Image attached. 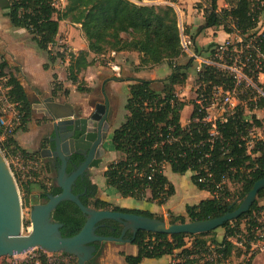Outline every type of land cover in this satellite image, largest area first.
<instances>
[{
  "label": "trees",
  "instance_id": "16d2710c",
  "mask_svg": "<svg viewBox=\"0 0 264 264\" xmlns=\"http://www.w3.org/2000/svg\"><path fill=\"white\" fill-rule=\"evenodd\" d=\"M57 1L4 0L12 26L25 29L38 48L47 54L50 64L58 60L66 62L68 59L64 52L52 53V47L57 44L60 33V22L70 20L81 25L88 50L69 53L67 68L68 79L77 86L79 92L91 90L83 87L80 80V74L92 64L90 52L101 55L136 51L140 55V69L164 62H168L172 68L170 76L162 80L161 88L156 86L155 80L140 78L134 79L129 85L126 115L114 129L112 136V148L119 157L110 162L104 171L107 186L117 190L124 198L162 206L176 193L174 184L165 174L166 166H170L175 173H191L196 187L212 194V198L187 205L186 216L169 212L171 223H184L186 218L190 221L207 220L235 210L254 184L264 178V138L253 136L254 130L264 127V124L256 115L247 118L245 109L238 106L235 114L225 122L218 121L217 129L214 130L211 123L205 121L206 113L195 100L188 102L178 95L176 87L186 84L193 59L185 65L176 64L183 55V50L175 8L171 5L142 6L132 0H66L67 4L61 9ZM205 1L207 6L203 8L202 3H198L196 8L203 9L206 27H222L227 33L238 32L243 36L257 28L264 12V0H225L228 7L223 9H219V0ZM260 39L264 54V32ZM196 48L199 49L197 46ZM7 66V61L0 64V77L7 76ZM49 67V64H45V69ZM261 72L264 73V67ZM53 77L57 79L56 74ZM199 83L197 94L203 88L206 93L213 85L231 81L225 79L215 68L207 67L199 74ZM7 87L10 100L20 103L22 124L18 130L26 131L32 115L31 102L14 74H10ZM64 92L68 96L69 90L65 89ZM189 104L193 105L190 123L183 126L182 111ZM256 106L264 108V97L258 100ZM0 147L7 158L19 152L28 155L18 146L14 137L0 141ZM32 156L41 158L39 152ZM82 161L81 155H72L68 172L73 171L74 164ZM43 163L50 174L57 171L49 162L44 160ZM15 177L25 199L32 192V182L38 184L43 200L61 192L53 176L47 182L45 178L23 181L17 173ZM228 181L239 184L240 190L236 197L229 189ZM73 192L80 195L82 202L93 209H109L163 219V216L149 210L124 208L98 198V186L90 177H79L73 186ZM263 199L264 189L258 193L248 212L222 226L225 229L222 239L217 238L215 231L194 235L139 231L132 240V244L138 247V254L127 255L121 252L120 255L127 264H141L144 259H161L164 256H171L175 260L174 264H197L207 253L215 252L219 257L217 263H221L235 252L242 254L245 250L252 252L251 262L257 254L252 244L264 241L260 231L264 228L260 220L261 217L264 218V204H261ZM53 216L63 224L61 231L65 237L79 233L86 222V216L80 208L69 200L63 201L55 209ZM122 229L123 226L118 222L104 220L96 233L119 237ZM132 237L131 231L125 235L126 239ZM188 238L192 239L191 245L187 243ZM95 245L97 258L102 255L103 244L97 242ZM63 255L72 257L65 253ZM19 264L78 263L74 260L69 263L62 260L52 262L42 251L39 258Z\"/></svg>",
  "mask_w": 264,
  "mask_h": 264
},
{
  "label": "water",
  "instance_id": "95a60500",
  "mask_svg": "<svg viewBox=\"0 0 264 264\" xmlns=\"http://www.w3.org/2000/svg\"><path fill=\"white\" fill-rule=\"evenodd\" d=\"M45 115L53 120L55 140L53 147H41L44 159L56 158V184L61 192L49 195L43 200L41 194L31 195L32 209L30 220L32 230L23 234L21 191L10 165L0 147V258L22 255L40 248L49 253H65L78 258L79 264H95L97 252L95 243L115 242L118 245L132 243L139 231L160 234H201L214 231L226 222L235 220L248 212L253 206L258 193L264 189V178L258 180L248 192L245 199L233 211L221 216L202 221L171 223L164 219L148 217L136 213L115 210H97L86 206L80 195L73 192V186L79 177L90 174L92 168L98 167L106 156L105 142L111 129L109 102L97 104L95 112L89 117H77V111L68 102H57L53 98L46 100ZM99 114V115H98ZM82 133L75 139L73 135ZM73 154H80L84 161L72 172H68V161ZM72 201L86 216L83 228L74 236L62 234L63 224L54 219L55 209L63 201ZM104 220H113L123 226L119 237L102 236L96 233ZM128 231L133 233L126 239Z\"/></svg>",
  "mask_w": 264,
  "mask_h": 264
},
{
  "label": "rangeland",
  "instance_id": "374dc122",
  "mask_svg": "<svg viewBox=\"0 0 264 264\" xmlns=\"http://www.w3.org/2000/svg\"><path fill=\"white\" fill-rule=\"evenodd\" d=\"M198 3H202L203 8L207 6L205 0H201ZM4 4H3L4 6H2V9L0 7V64L3 61H7L8 66L5 69V73H7V76L0 77V97L3 96V94L6 91L7 82L10 78V74H14L19 79L21 84L23 85L24 90L25 92H27V95L30 99V102L32 105L31 120L33 119V116L35 117L43 116V113L35 112L34 105L40 104L42 100H45L49 97H52L56 100L66 99L67 101L71 102L74 105H78L80 101H86L87 105L84 108L78 109L77 117H80V116L89 117L95 108L92 106H95L97 104L105 105V100H107L109 102L108 112H109V120H110L111 126L114 124L115 118L117 116L122 117V115L126 114L125 103H126V98L128 96L127 89L129 85L127 84V80L129 79L130 76L129 74L125 72L126 70H124V66H122V64L120 63L119 58L117 59V57H112V56H109L108 54L100 57L101 66H102L100 73L102 74L98 75L95 72L93 73L95 74V76H93L94 77V89H91L89 92H79L77 90L78 93L76 94V96L71 95L70 97H68L65 95L64 85L68 84L71 86V89H75L72 82L69 81V79L67 78V73H68L67 68L69 67V65L66 66V68L60 67V76L62 75L61 76L62 79H59L60 77L59 75L57 76V79H54L53 70L50 69V67L49 69H45V63H42V61L45 60V57H47V54L44 51H42L40 48H38L36 43L32 40V36L25 29H20V28H16L12 26V24L9 21L8 15L6 16V14L8 13L7 3L4 2ZM66 4H67L66 0L57 1V5L61 9H63ZM168 4L169 5L173 4V1L166 0V3L161 5V7L166 6ZM63 29H67L66 31L69 30L70 35L74 37L75 39L80 38L79 29L81 28L79 26L69 23V25L66 27L63 24ZM219 30H222V29H219ZM263 32H264V12L260 17V22L257 28L245 34L243 38L246 39L247 37H250L252 35H258ZM214 35L216 36V34H210V37H211L210 42L209 43L207 42L208 44H204L205 42H204V33H203L202 48H199L198 50L197 48H195L197 55L204 56V57L210 55L216 43L218 41L220 42L223 39V37H226L225 34H222L221 35L222 38L215 39ZM237 39L238 37L235 36L231 41L236 42ZM210 44H212V46H210ZM58 51L64 52L66 56L68 57L67 60H69L68 54L71 52H74L73 47L71 45L63 43V42H59L52 47V53L55 54ZM190 60H191L190 56H184L183 58L179 59L176 64L185 65L189 63ZM47 61L48 63H50L48 58H47ZM111 61L117 63L120 66L121 71L119 73L112 69V67L109 64ZM192 62L193 63L188 70L189 77H188L186 84L182 86H177L176 88L177 93L188 102H192L196 99L197 92L200 89V83H199L200 72L198 71L199 62L197 60L192 61ZM56 63H58L59 66L65 65L64 62H62L61 60H58ZM150 68L152 69L154 68V66L147 67L145 68V70L150 69ZM170 70L172 71V68L170 67L169 63L164 62V64H162L161 70L158 73L160 79H165L166 73H169ZM101 75H103V77H101ZM141 76H147V74L143 73L141 74ZM258 79H259L258 84L264 85V73H262V75H259ZM80 80L82 82L81 85L86 88L88 83L82 77L80 78ZM132 82L133 81H131V83ZM162 83H163L162 80H160V82L158 81L156 83L157 84L156 86L158 88H161ZM259 95L264 96V87H261L260 85H259V91H249L247 94L239 95L241 97L239 98L241 100L242 107L245 109V115L247 118H250L253 114H256L257 116L261 117V119L264 122V108H258V107L256 108L255 102L252 101V99H258ZM251 107L253 108L250 109ZM189 112H190V108H188L183 113L184 119L187 118ZM50 119L52 118L49 116V119L44 118L43 120L46 122V121H51ZM38 120H42V119L37 118V121ZM123 120H124V117L120 120H117L113 128H111L109 131V134L106 139L107 142H105L106 156L104 157L103 162L98 167L92 168L90 170V176L91 177L93 176L96 182L100 181L101 176L103 180L105 181V177L103 175V168L105 164H107V162L110 161V159L115 158V156L111 154V148H110L112 134H113L114 129ZM187 122L188 123L190 122V116L188 117ZM37 125L39 126L40 124L37 123ZM254 131L256 134H259V133H262L264 129H255ZM0 141H3L1 138V133H0ZM252 145L253 144L251 143V146ZM6 159L8 161V164L10 165L12 172L19 174L23 181H27L28 179L26 178L25 173L21 170L17 160L15 159V155H9V158L6 157ZM41 172H42L40 173L41 178L39 180L45 178V182H47V179H49L50 176H53L56 179L57 172H53L52 174H50L47 171V168L44 163H42ZM169 173H172V172H169ZM227 185L229 189L231 190V192H233L234 196L236 197V195L239 194V190H240L239 184L231 183L228 181ZM34 193H36V188H32L31 194L25 199L24 194L21 191L23 234L24 235L29 234L32 230L30 213L32 209L31 195ZM189 197L197 198L196 196L192 194L191 195L189 194ZM193 200L197 201L198 199H192L191 202H194ZM261 204H264V199L261 200ZM169 212L170 210L166 212L162 211L156 214L163 216L164 220L171 222V216ZM260 220L262 221L263 227H264V218L261 217ZM186 222H190V219L186 218ZM214 231L218 239H222L223 236L225 235V229L222 227ZM260 231H262L261 233H262V236L264 237V228ZM260 231H258L257 233L259 234ZM187 243L188 245H191L192 239L188 238ZM123 246L124 245H118L115 242H108L106 244H103V250L108 249L112 254H110V257L108 256L106 259L104 257V254L97 258H94V263L95 264H112L111 257H113V254H114L117 259L116 264H121V263L126 264L122 258L120 260L118 259L119 257L117 256V254L119 253L118 252L119 249H121ZM253 249H255L257 254L251 260V262H250V256L252 252H246L244 250L242 254H239V252L237 253L235 252V254H233L226 261H223L221 263H215V264H264V241H260L257 244H255L253 246ZM42 251L45 252L50 257V260L52 262L62 260L65 263H69L71 260H74L76 261V263H78V258L75 256L70 255L72 257H69V256H64L63 253H49L40 248H36L26 254L16 255L12 257H9V256L1 257L0 264H19L24 261H31L34 258L35 259L39 258ZM171 262L172 264H174L173 258ZM152 264H157V263L152 262ZM197 264H205V263L201 259L200 262H198Z\"/></svg>",
  "mask_w": 264,
  "mask_h": 264
},
{
  "label": "crops",
  "instance_id": "0c3cea01",
  "mask_svg": "<svg viewBox=\"0 0 264 264\" xmlns=\"http://www.w3.org/2000/svg\"><path fill=\"white\" fill-rule=\"evenodd\" d=\"M200 1L201 0H176V2H173V4H171V5H173V7L175 8V10L178 14V20H179L180 27H181V25H188L189 26L190 34L192 35V38L194 40L195 48H196V46L199 48H202V46H203V41H202L203 33H204V42H205L204 44H208L210 42V40H211L210 34H216V36L214 35L215 39L222 38L221 35L225 34L226 37H223V39H222L223 41H225L229 38H234L235 32L234 33H227L226 31L223 30V28H219V29H222V30H219V29L213 28V27H206V19L204 17L203 9L196 8L197 3ZM0 2H1L0 7L2 9V6L5 5L4 0H0ZM218 6H219V9H223V8H227L228 4L226 3L225 0H219ZM7 15L8 14H6V16ZM69 23L74 24L70 20H63L60 22V33L57 37V43L63 42V43L71 45L73 47V50L75 53H77L78 51H81V50H88V44H87V41L83 35L82 29H79V32H80V38L79 39H75L74 37H72L70 35L69 30L66 31L67 29H63V24L67 27L69 25ZM75 25H77L81 28V25H79V24H75ZM123 36L125 38L127 37V35H125V34H123ZM222 40L220 42L218 41L216 44L223 42ZM210 45H212V44H210ZM107 54L109 56H112V57H117V59L119 58L120 63L122 64V66H124V70H126L125 72L127 74H129V76H130L129 79L127 80V84H129V85L131 84V81H133L134 79H139V78L140 79L155 80L156 82H158L160 80H165L172 73V71L170 70L169 73H166L165 79H160L158 73L161 70L162 64H164V63L156 65L152 69L151 68L146 69V70H145V68L140 69L139 68L140 55L136 51H122V52H117L115 54H113L112 52H108ZM107 54L97 55V54L92 53V52H90V54H89V59L92 61V64L80 74V77L84 78V80L88 83L87 87H89L90 89H94V77L93 76H95V74H93V73L95 72L98 75L102 74V73H100L101 72L100 70L102 68L100 57L105 56ZM184 56H188V55L183 53V55L179 59L183 58ZM193 61H195V60L193 59ZM42 63L49 64L50 69L53 70V75L56 74L57 76L58 75L60 76V67L66 68V66L69 65V60H66V62H64V64H65L64 66H59L58 63H54V64L48 63L47 57H45V60H43ZM143 73H146L147 76H141V74H143ZM61 76L59 77V79H62ZM133 76H134V78H133ZM101 77H103V75H101ZM67 78H68V73H67ZM73 85H74L75 89H71V86L68 84L64 85V90L65 89L69 90L68 97H70L71 95L76 96V94L78 93L76 85L75 84H73ZM129 85H128V89H127L128 93H129ZM26 94H27V92H26ZM47 99L42 100V102L40 104L34 105L35 112H37V113L41 112V113H43V116L42 117L33 116V119L30 120L28 125H27V130L26 131L18 130L14 136L18 146L21 149L25 150L28 153V155H32L35 152L40 153L41 147H50L49 143H51V142L55 143V140L51 139V138L55 137V131H54V128L52 125L53 124L52 119H50L51 121H46V122L43 120L44 118L49 119V116L45 115V112H44V110L47 109V107H46V100ZM54 100L57 102L67 101L66 99H64V100L54 99ZM126 100H127V98H126ZM106 101L107 100H105V103H106ZM69 103L75 108L76 111H78V109H80V108H84L87 105L86 101H80L78 103V105H74L71 102H69ZM188 108H190V112L188 113L187 118L184 119L183 113ZM192 111H193V105L192 104L187 105L184 108V110L182 111L181 122H182L183 126H187L190 123V122L188 123L187 121H188V117L191 116ZM125 115H122V117L117 116L115 118L114 124L117 120H120L123 117L125 118ZM253 115H256V114H253ZM82 117H84V116H82ZM37 118L42 119V120L37 121ZM257 118L262 120L261 117H259V116H257ZM37 123H39L40 125L38 126ZM114 124L111 126V128H113ZM263 124H264V122H263ZM256 129H264V127L256 128ZM112 136H113V134H112ZM253 136L258 137V138H264V131L262 133H259V134H256L254 131ZM111 143H112V139H111ZM111 154L113 156H115V158L110 159V161L107 162V164H105V166L103 168V175H104V171L106 169V166L110 162L117 160V158L119 157L118 153L113 148H111ZM40 155H41V153H40ZM41 158H42L43 162H44V160L46 162L49 161V159H44L42 156H41ZM169 172H172V173H169ZM165 174L167 175L169 180L174 184V186L176 188V193L168 200V202L165 205H162V206H159L155 203H148L146 201L135 200L132 198H124L120 195V193L117 192V190H115L114 188L108 187L107 183H106V179L104 181L102 176H101V179L99 182H96L94 180L93 176L92 177L90 176V178H91L92 182L98 186V193H97L98 198L109 201L110 203L117 205V206H120V207L130 208V209L149 210L155 214L162 212V211L166 212V211L170 210V212L174 213L175 215L186 216L187 205L198 204L202 200L212 198V194L210 192H208L206 190H200L196 187V185L192 181V177H191L192 174L191 173L178 174V173L173 172L171 170L170 166H166ZM31 188H36V193L40 194L41 190L38 188V184H35L34 182H32ZM189 194L190 195L192 194V195L196 196L197 198L189 197ZM192 199H198V200L197 201L193 200L194 202H191ZM123 245L124 246L121 249H119V251H118L119 252L118 253L119 255L117 254V256L119 257L118 259L121 260V258H122L125 261L124 257H122L120 255L121 252H124L127 255H137L138 254V247L136 245H134L132 243H126ZM103 252H102V255L104 254L105 259L108 256L110 257V254H112L108 249L103 250ZM111 258H112V264H116L117 259H116L114 254H113V257H111ZM171 261H172L171 256H164L161 259H144L141 264H152V262H156L157 264H172ZM125 263H126V261H125ZM121 264H124V263H121Z\"/></svg>",
  "mask_w": 264,
  "mask_h": 264
},
{
  "label": "built area",
  "instance_id": "2783aa9c",
  "mask_svg": "<svg viewBox=\"0 0 264 264\" xmlns=\"http://www.w3.org/2000/svg\"><path fill=\"white\" fill-rule=\"evenodd\" d=\"M132 1L142 6H161L166 3V0ZM180 33L183 53L199 62L198 71L200 73L207 67H212L222 73L225 79L231 81V83L223 85H213L211 90L206 93L203 89L195 99L200 109L206 113L205 121L211 123L212 128L215 130L218 121H227L235 114L237 107L242 106L239 95L247 94L249 91H259L258 77L262 75L261 71L264 67L261 34L252 35L245 39L243 35L235 32V36L238 37L236 42L231 41L233 38H229L218 43L210 55L204 57L197 55L195 51V44L189 26L181 25ZM109 64L114 71L118 73L121 71L117 63L110 62ZM8 91L9 87H6L5 93L0 97V133L3 141L9 137H14L22 124L20 103L12 102ZM261 97L264 96L259 95L258 99H252L256 108V103ZM15 159H17L28 180L37 181L41 178L42 158L23 155L19 152L15 155ZM218 258V255L212 252L204 254L200 260L202 259L205 264H215ZM173 261L175 263V260Z\"/></svg>",
  "mask_w": 264,
  "mask_h": 264
},
{
  "label": "flooded vegetation",
  "instance_id": "af4514ba",
  "mask_svg": "<svg viewBox=\"0 0 264 264\" xmlns=\"http://www.w3.org/2000/svg\"><path fill=\"white\" fill-rule=\"evenodd\" d=\"M97 105H95V106H92V107H96ZM95 112V108H94V111L92 112V113H94ZM92 115V114H91ZM99 115V114H98ZM108 119H109V117H108ZM82 135V133H77V134H75V135H73V138H75V139H77V138H79L80 136ZM50 145V147H53L54 145H55V143L54 142H51V143H49ZM74 155V154H73ZM78 155H80V154H78ZM82 156V155H81ZM72 157V156H71ZM83 157V156H82ZM70 160H71V158L69 159V161H68V167H69V162H70ZM83 161H84V157H83ZM82 161V162H83ZM56 170H57V167L59 166V160L58 159H56V158H51V159H49V161H48ZM81 162V163H82ZM80 163V164H81ZM80 164H74L73 165V170L74 169H76ZM84 177H90V174H85V175H83ZM82 176V177H83Z\"/></svg>",
  "mask_w": 264,
  "mask_h": 264
},
{
  "label": "bare ground",
  "instance_id": "6f19581e",
  "mask_svg": "<svg viewBox=\"0 0 264 264\" xmlns=\"http://www.w3.org/2000/svg\"><path fill=\"white\" fill-rule=\"evenodd\" d=\"M107 142V141H106ZM110 144V143H109ZM110 148H112V143H111V145H110Z\"/></svg>",
  "mask_w": 264,
  "mask_h": 264
}]
</instances>
